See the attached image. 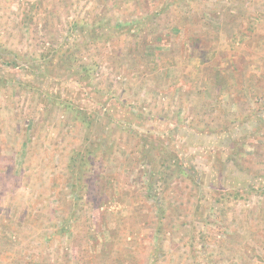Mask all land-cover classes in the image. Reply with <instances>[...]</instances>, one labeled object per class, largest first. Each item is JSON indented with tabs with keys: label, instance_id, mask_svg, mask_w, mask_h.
I'll list each match as a JSON object with an SVG mask.
<instances>
[{
	"label": "rangeland",
	"instance_id": "rangeland-1",
	"mask_svg": "<svg viewBox=\"0 0 264 264\" xmlns=\"http://www.w3.org/2000/svg\"><path fill=\"white\" fill-rule=\"evenodd\" d=\"M0 264H264V0H0Z\"/></svg>",
	"mask_w": 264,
	"mask_h": 264
}]
</instances>
